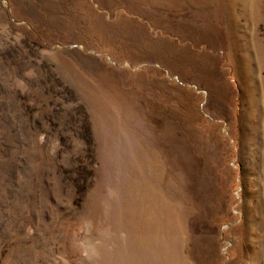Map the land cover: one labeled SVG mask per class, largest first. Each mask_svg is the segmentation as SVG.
<instances>
[{
  "label": "rangeland",
  "instance_id": "rangeland-1",
  "mask_svg": "<svg viewBox=\"0 0 264 264\" xmlns=\"http://www.w3.org/2000/svg\"><path fill=\"white\" fill-rule=\"evenodd\" d=\"M135 263L264 264V0H0V264Z\"/></svg>",
  "mask_w": 264,
  "mask_h": 264
},
{
  "label": "bare ground",
  "instance_id": "bare-ground-1",
  "mask_svg": "<svg viewBox=\"0 0 264 264\" xmlns=\"http://www.w3.org/2000/svg\"><path fill=\"white\" fill-rule=\"evenodd\" d=\"M146 205H147V207H146ZM160 209L161 208L159 206V203L153 201L152 199L151 200L149 199L147 204L143 205L141 208H138L136 206L132 207L133 227L135 229L136 236L138 237L137 238L136 236H134V239H136L139 242L141 241V244H142L141 248L143 247L144 240L146 238L150 239L149 234L150 233L152 234L154 231H156L158 226H159V223H161L160 221H162V218L159 217L160 212H161ZM155 220L157 221V223ZM144 250H146V249H144Z\"/></svg>",
  "mask_w": 264,
  "mask_h": 264
}]
</instances>
